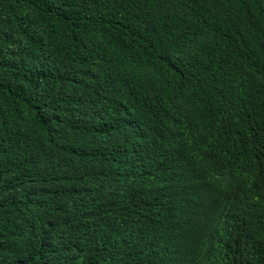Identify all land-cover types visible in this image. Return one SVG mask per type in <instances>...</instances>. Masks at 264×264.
<instances>
[{
	"label": "trees",
	"instance_id": "1",
	"mask_svg": "<svg viewBox=\"0 0 264 264\" xmlns=\"http://www.w3.org/2000/svg\"><path fill=\"white\" fill-rule=\"evenodd\" d=\"M0 264H264V0H0Z\"/></svg>",
	"mask_w": 264,
	"mask_h": 264
}]
</instances>
